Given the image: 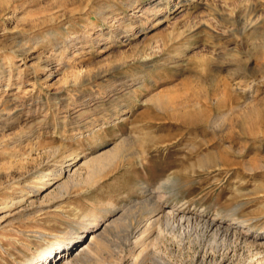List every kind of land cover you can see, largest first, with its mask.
<instances>
[{"label": "rangeland", "instance_id": "374dc122", "mask_svg": "<svg viewBox=\"0 0 264 264\" xmlns=\"http://www.w3.org/2000/svg\"><path fill=\"white\" fill-rule=\"evenodd\" d=\"M92 215L72 264H264V0H0V264Z\"/></svg>", "mask_w": 264, "mask_h": 264}, {"label": "bare ground", "instance_id": "6f19581e", "mask_svg": "<svg viewBox=\"0 0 264 264\" xmlns=\"http://www.w3.org/2000/svg\"><path fill=\"white\" fill-rule=\"evenodd\" d=\"M97 158V157H96ZM95 158V159H96ZM99 161H100V156H99ZM94 160V159H93ZM97 160V159H96ZM94 160V161H96ZM85 162V161H84ZM83 162V163H84ZM98 162V160H97ZM82 163V164H83ZM88 164V163H87ZM59 167V166H58ZM65 172L64 168H60L58 171L52 173L50 176H54L55 178L61 176L63 173ZM52 179H48L46 180V182H48L49 184L51 183ZM152 204V203H151ZM151 204L149 205L151 207ZM158 204V203H157ZM147 205V204H146ZM156 209V207H154ZM168 213V212H167ZM172 214V212H171ZM176 217V216H175ZM86 221L88 223V228H89V232L88 231H84L88 232V234H86V236L82 235H77V236H70L68 239L66 240H62L59 241L57 243V247L56 249L54 247H50L45 249L42 254L36 259V261L31 262L30 264H39L41 261L43 262V264H49V262L51 264H59L60 261H65V264H72L74 263V261L76 260H86V261H91L93 258H95L96 253L98 254L97 250H95V255L93 256V251L92 254L90 253L91 249H90V244L97 238H99V234L102 233L103 231H105L106 229H109L110 227H112V225L118 221H111L110 223L104 224V222H100L99 218H97V216L92 215L90 217H86ZM120 218V217H119ZM123 219V218H122ZM121 219V220H122ZM192 219V218H191ZM191 219L190 218H184L182 217L181 220L186 221L188 224L191 223ZM119 220V219H118ZM166 220V219H165ZM125 222V220H122ZM121 221V223H122ZM129 222V221H128ZM150 222V221H149ZM181 222V221H180ZM120 223V224H121ZM155 223V222H154ZM117 225V223H116ZM119 225V224H118ZM117 225V227H118ZM122 225V224H121ZM123 226V225H122ZM121 226V227H122ZM115 227V225H114ZM120 227V228H121ZM211 228H214L215 231H219L221 227L219 226H215L214 224L210 225ZM236 227H240L238 226V223H236ZM235 227V228H236ZM113 228V227H112ZM119 228V227H118ZM117 228V230H118ZM123 228V227H122ZM126 228V227H125ZM101 229V230H100ZM115 229V228H114ZM224 229V228H223ZM100 231V232H99ZM146 231V230H144ZM214 231V232H215ZM228 231V230H226ZM225 232V231H224ZM228 234V232H227ZM102 235V234H100ZM94 243V242H93ZM73 248H71V246H73ZM89 247V248H88ZM97 247V246H96ZM89 249V253L86 252V249ZM94 249V248H93ZM100 249V248H99ZM63 253L65 254L63 256ZM97 257V256H96ZM99 259V258H97ZM62 264V263H61Z\"/></svg>", "mask_w": 264, "mask_h": 264}]
</instances>
